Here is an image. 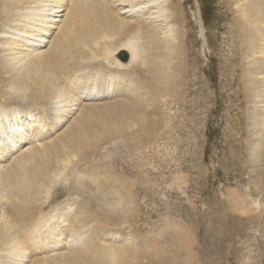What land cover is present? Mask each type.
I'll use <instances>...</instances> for the list:
<instances>
[{
	"label": "rangeland",
	"instance_id": "obj_1",
	"mask_svg": "<svg viewBox=\"0 0 264 264\" xmlns=\"http://www.w3.org/2000/svg\"><path fill=\"white\" fill-rule=\"evenodd\" d=\"M60 1L63 7L53 8L49 16L52 18L51 27H47L48 33L40 45L26 43L28 46H21L12 43L11 39L16 33H25H6L5 29L0 32L1 38L4 36V40L12 43L11 49L4 50L9 58L15 56L18 59L27 50L34 49L31 52L36 53L49 47L48 42L52 40L65 14L67 1ZM115 1L112 2L113 6L119 9L120 5ZM244 1L164 0L165 5L171 3L173 6L175 3L173 8H177L180 2L183 20L179 19L176 24L181 28V22L185 31L190 28L187 38L191 40L189 49L181 56L184 81L179 88L173 89L178 98L175 102H166L161 106L166 116L173 117L159 122L155 119L158 123L154 125L149 123L150 120L131 123L132 127L126 130V136H134L131 140L118 138L116 131H109L108 125L103 123L101 133L104 131L108 134L104 135L107 143L99 149H93L95 153L99 152V160L102 158L99 166L101 162L104 165L111 164L123 178L136 181L134 192L120 195L121 201L116 206L119 214L124 212L127 222L124 223L120 217L113 219L106 232L99 235V230L94 233L83 231L84 223L89 224L90 229L94 222L93 219L85 221L87 215H93V210L108 214L107 210L112 207L102 202H97L93 209L82 205L63 218L66 224H61L64 229L60 234L47 236V242L44 243L48 246L47 250L32 252L29 258L20 261L21 264H32L39 258L42 264H62L68 257L69 261L75 257L76 264H91V257L105 260L100 250L104 244L123 247L136 242L146 249L142 262L148 260L150 264V252L158 246L151 235L174 234L173 231L186 240L180 246L178 236L172 246L180 260L185 257L183 264H264V106L259 101V95L256 98L248 95L249 90L254 94L260 93L256 88L264 91V79L261 80L264 78V44L234 42L238 29L241 30L240 23L234 19V10ZM224 4L229 5V14ZM48 5L47 2L42 3L35 14L49 13L51 7ZM225 16L226 19L223 18ZM45 18L41 22L40 16H37L29 25L44 27L43 21L48 22ZM156 23L160 24V19ZM5 27L11 29L10 25ZM162 31L161 35L169 39L172 33L166 27ZM227 34L232 36L230 40L226 39ZM245 50H251L247 57L243 52ZM226 52L228 55H225ZM128 55V52L123 51L119 56L116 55V59L124 63ZM20 63L22 60L18 65ZM103 74L101 76L106 79ZM91 75L96 76L95 73ZM248 82L252 86L255 82V85L249 88ZM2 88L9 96L4 102L1 100V113L7 112V123L5 121L0 128L1 165L9 164L13 158L33 147H43L45 152L55 143L56 136H62L75 118L90 114L92 106L126 99L124 93L108 94L104 86L94 88L91 93L87 91L88 88L83 94L79 90L67 94L61 92L57 93V97L49 96L39 102L28 94L30 89L13 92L10 87ZM24 94L29 97L24 98ZM148 95L138 93L135 100L148 103ZM14 97L17 99L14 100ZM59 108L63 112L61 115L57 110ZM57 116L63 120L59 127L54 128V120H57L54 118ZM139 127L148 129V137L144 139ZM13 136L21 138L13 141ZM145 141L148 147H145ZM135 142L138 146H133ZM81 148L77 155L85 154L89 146ZM72 171L61 170L53 179L52 187L36 195L24 189L15 191L0 186V192L8 195L3 197L0 194V198H4L0 203V214H18L21 220L18 207H22L25 220L21 221L35 227L40 220L45 221L42 218L48 214V208L57 210L62 208L60 205H71L73 209L75 202L84 198H81L80 191L70 189V185L77 180L71 174ZM146 172L148 189L144 188L141 179ZM18 195L24 196L19 200ZM242 198L250 199L251 204H239ZM42 201L46 203L41 204ZM71 208L69 210L73 211ZM40 210L42 217L36 215L30 221V213ZM77 223L79 230L75 227ZM69 228H73L75 236L70 235ZM135 229L142 234L134 237L136 240L130 238L128 233ZM86 233L94 237L99 248H89L88 236L86 239L82 237ZM141 237L142 241L147 238V243H142ZM73 239L79 240L75 242Z\"/></svg>",
	"mask_w": 264,
	"mask_h": 264
},
{
	"label": "bare ground",
	"instance_id": "obj_2",
	"mask_svg": "<svg viewBox=\"0 0 264 264\" xmlns=\"http://www.w3.org/2000/svg\"><path fill=\"white\" fill-rule=\"evenodd\" d=\"M66 1L64 18L61 20L52 40L48 42L49 47L36 53L31 52L34 49L27 50V53H21L22 56L16 59L15 56L9 58L4 50L11 49L12 43L21 46H28L26 43L36 46L43 43L44 35L48 33L49 28L47 27H51L52 24V18L49 17L50 13L53 12L54 7L59 9L63 6L60 0H0V32L5 29L6 33H16V31L25 33V35L16 33V36L11 39L12 43L4 40V36L3 39L0 37V128L2 124H5V121L7 123L5 117L7 112L1 113L3 109L1 100L3 99L4 102V99L9 96L8 93L4 92L5 90H2V87L5 86L13 89V92L24 88L30 89L28 94L38 102L40 99H47L49 96L57 97V93L61 92L67 94L79 90L83 94V91L88 88L87 91L91 93L94 88L99 86H104L103 89H106L108 94L124 93L126 99L124 101L112 100V104L92 106L90 114L84 118L79 116L75 118L62 136H56L55 143L49 146L45 152L43 147L41 149L33 147L13 158L9 164H0V186L2 188L15 191L24 189L27 193L32 192L34 195L49 190L52 187L53 179L59 175L61 170L72 171L74 169L71 174L77 180H74L70 185V189L80 191L81 198H84V200L75 202L73 209L71 205H60L62 208L57 210L48 208V214L42 218L45 221L40 220L35 227L21 221L25 220L22 207H18L21 211V220L18 214L10 215L1 212L0 264H21L20 261L29 258L32 252L38 253L41 250H47L48 246L44 245L47 242L45 241L47 236L54 237L60 234L64 229L61 224H66L63 223L65 220L63 218L77 211V208L82 205L87 209H93L92 207L97 205V202H102L108 207H112L107 210L108 214L93 210L92 214L95 217L87 215L85 221L90 222L93 219L94 222L90 229L89 224L84 223L83 231L88 230L89 233H94L99 230V235L106 232L111 220L118 217L126 223L128 220L126 215L124 212L119 214L116 211V206L121 201L120 195H128L134 192L133 186L136 181L123 178L111 164H107V166L106 163L104 165L101 162L99 166L102 158L99 160V152L95 153L93 149H99L107 143L104 140V135H108L104 131L101 133V124H107L110 128L109 131H116L118 138L131 140L134 138L132 134L126 136V130L132 127L131 123L150 120L149 123L154 125L159 121L172 119L173 116H166V113L161 110V106L165 105L166 102L168 104L177 100L178 96L173 89L179 88L184 81L181 56L185 54L184 51L189 49L188 45L191 40L187 38L190 28H186L185 31L181 22V28L177 27L178 24H176L179 19L183 20L180 2H178L177 8H173L176 6L175 3L173 6L171 3L165 5L164 0L159 2L157 0H136L137 2L135 0H116L120 7L115 9L113 0ZM46 2L51 7L48 10L49 13L35 14L37 9L42 7V3ZM224 7L226 13L229 14V5L224 4ZM152 9L156 11H152ZM234 13V19L241 25V30L238 29L234 42H261L264 44V0H246L236 6ZM37 16H40V21L45 17L48 19V22L43 21L46 27L36 25L33 28L29 25L34 22L33 20ZM223 18L226 19V16ZM159 19L161 23L157 24L156 20L159 21ZM184 24L187 25L186 21ZM5 25H10L11 29L7 30ZM164 26L172 33L169 39L161 35L164 32L162 31ZM231 31L233 32L234 29L231 28ZM231 38L230 34L226 35L227 40ZM5 44L8 46L6 47ZM123 51L128 52L129 55L124 60L125 62L122 61L121 63L116 59V55L119 56ZM243 52L246 57L251 54V50ZM259 53L262 51L259 50ZM225 55H228L227 52ZM21 60L22 63L18 65ZM91 73H95L96 76L91 75ZM103 73H107V75ZM95 77L97 78L93 79ZM263 79L261 78V80ZM248 84L251 88L255 82L253 86L249 82ZM256 89L260 93L254 94L249 90L248 95L250 94L249 96L254 98L259 95V101L264 106V91L259 88ZM138 93H148L149 102L135 100V95ZM29 95L24 94L23 97L26 98ZM15 99L17 98L14 97ZM60 109H57L59 115L63 113ZM23 118L26 120V116ZM54 119H57L54 120V128H57L63 119L58 118V116ZM155 119H158V122ZM139 129L142 131L144 139L148 137L146 127H139ZM20 132L17 133L21 135ZM18 138L21 137L13 136L11 139L15 141ZM137 144L135 142L133 146ZM144 145L148 147V142L145 141ZM81 146L82 148L89 146V148L88 150L86 148L85 154L77 155L76 153ZM48 149L49 152H47ZM94 156L95 158H93ZM147 164L148 162H146ZM139 166L143 167L140 164ZM100 176L102 177L100 178ZM141 179L144 182V188L148 189L147 172ZM0 194L3 197L8 196L2 192ZM23 196L18 195L17 198L21 200ZM3 199L0 198V203ZM44 203L46 201L41 202V204ZM239 204H251L250 199L242 198L239 200ZM17 206L19 205H13V207ZM70 208L73 211L69 210ZM246 208L248 207L246 206ZM41 211H32L30 221L36 215L42 217ZM75 227L79 230L78 223ZM70 232L71 236H75L73 228H69ZM89 233L82 235L85 239L88 236L89 248H99L94 237L87 235ZM128 233L132 239L138 237L137 235H142L136 229ZM171 233L151 235L158 246L152 248L150 258L148 256L150 264H183L185 257L180 260L172 247L174 240L177 241L179 235H175L174 231V234ZM98 235L94 234L95 237ZM73 240L77 242L79 239ZM142 240L143 237L140 238V241L147 243V238ZM179 240L180 246L186 242L183 236H179ZM136 243H127L123 247H111L110 244H104L105 246L100 250L105 260L101 261L91 257L90 263L149 264L148 260L142 262V258L146 255V249ZM66 257L67 255H65ZM69 259L70 257L63 259L62 264H76L75 257L71 261ZM32 264L42 263L39 258L34 260Z\"/></svg>",
	"mask_w": 264,
	"mask_h": 264
}]
</instances>
